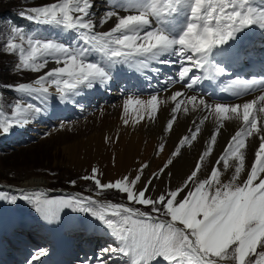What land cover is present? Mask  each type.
I'll return each mask as SVG.
<instances>
[{
	"label": "snow or ice",
	"instance_id": "6c2138e0",
	"mask_svg": "<svg viewBox=\"0 0 264 264\" xmlns=\"http://www.w3.org/2000/svg\"><path fill=\"white\" fill-rule=\"evenodd\" d=\"M115 7L106 10L99 24L94 20L91 9L92 0H58L48 5L25 9L19 15L31 22L58 28L63 32H75L76 38L71 44L61 42L54 37L31 34L26 37L27 49L9 42L8 51L20 50L18 68L40 72L49 63L56 67L48 69L30 83L5 85L23 94H37L44 104L57 95L61 102L80 96L84 89H93L96 85L106 87L113 71L120 65H138L147 69L156 61L160 64L180 63L177 83H183L186 89L194 90L202 80H215L227 72V67L242 62L241 48L236 42L238 34L252 26L264 31V0H112ZM187 10L186 21L179 35H173L180 24L178 15ZM135 10L136 14L120 15V11ZM151 17V19H150ZM112 18L114 26L106 32L94 31L103 27ZM11 34L25 39L23 30L13 26ZM190 53V54H189ZM97 55L96 60L89 57ZM164 57V59H161ZM176 57V59H171ZM62 65V66H61ZM264 69V64H261ZM194 69L204 70V75H196ZM152 71L158 72L159 68ZM264 80V77H262ZM173 80L165 81V84ZM255 81H242L239 78L230 82L222 91L231 92L237 99L242 94L256 91ZM47 85V86H46ZM54 87V92L50 88ZM178 97H186L177 99ZM170 99L175 102L172 116L166 125V131L173 128L176 113L184 105H192L193 112L198 109L210 112L219 127L205 142V149L198 156L190 174L175 189L167 186L159 195L153 197L154 181L161 180L165 170L173 164L169 159L157 173L145 177L148 164H143L134 177L125 176L122 180L101 183L98 170L93 168L91 175L81 177L92 180L99 191L116 190L126 194L129 203L151 207V213L139 208L121 204H101L90 196H75L48 199L27 195L22 199L34 203L35 211L50 224L60 221V213L68 209L75 213L90 214L109 231L116 241L115 245L101 249L96 257L97 264H110L114 256L125 258L128 264H156L162 258L166 264H220L222 261L235 260L236 264H261L264 262V93L243 104L206 100L193 94L176 91ZM133 103L129 96L125 101V112ZM158 95L152 94L145 102L135 100L139 119L155 120L158 112ZM44 109L34 104L26 107L17 102L16 124H25L34 115ZM200 120L194 129H190V139L185 136L180 145L197 140L200 133ZM242 121L243 127L229 138L224 150L216 157L206 178L200 179L208 158L213 153L217 135L226 120ZM128 123L127 120L124 121ZM3 131L9 134L12 124L0 121ZM256 135L259 146L254 151V161L246 169V151L251 148L247 143ZM164 145L158 147V153ZM179 146L173 155H178ZM233 161L230 163L229 161ZM231 169L230 177L221 179ZM246 172V179L242 173ZM171 176V173H167ZM258 181V183H257ZM72 185L75 180H70ZM143 184L138 191L136 186ZM188 190L183 199L181 193ZM16 203V198L11 200ZM160 216L168 217L161 220ZM182 225V227H180ZM48 254L40 249L31 256L29 264H38ZM258 256L259 260H252ZM90 264V262H89Z\"/></svg>",
	"mask_w": 264,
	"mask_h": 264
},
{
	"label": "rangeland",
	"instance_id": "374dc122",
	"mask_svg": "<svg viewBox=\"0 0 264 264\" xmlns=\"http://www.w3.org/2000/svg\"><path fill=\"white\" fill-rule=\"evenodd\" d=\"M54 2H58V0H0V121L3 120L5 124L13 123L16 120L15 108L18 101L22 106L25 103L41 100L37 94L29 96L7 88L5 85L32 84L36 78L43 75L48 69L57 66L54 63H49L40 72H32L17 67L20 62V50L17 49L10 53L7 49L9 42L19 44L27 49L26 37L33 33L58 39L56 34L45 32V28L49 26L24 19L19 13L28 8L40 7ZM106 2L109 5L112 4L110 0H106ZM93 3V5H97L96 0ZM11 11L16 13L18 19L22 18L26 23L24 24L15 19ZM120 12L136 14L135 10L129 12L121 10ZM99 20H95L97 24H99ZM111 23L112 21L108 22V24ZM13 26L23 30L25 39L22 40L19 36L11 34ZM104 29L105 25L95 28L94 31L105 32ZM129 96L132 97L133 95L125 93L122 96L115 97L108 104H96L92 106V109L90 107L84 108L79 114L68 117L67 123L61 126L52 124L57 129L52 126L46 130L47 134L45 133L36 138L31 137L25 141L19 138L11 145L8 143L14 140L17 132L10 138L7 134H0V186H19L25 180L36 177L45 182L44 188L47 190H61L63 188L78 190L97 195L100 199L113 204L139 208L141 211L155 216V213H151L150 206L145 207L135 202L129 203L126 194H121L116 190L98 192L92 180L81 179L83 176L91 175L93 166L101 169L102 164L93 162L94 156H101V150L106 144L109 145L112 137H121L120 131H118L121 122L124 125H126L125 120L128 123L131 122L132 115L138 105L133 101L128 106L127 112H125V101ZM88 108L90 110H87ZM61 118L62 116H58L59 120ZM15 128L12 127L11 130ZM2 131L3 129L0 127V133ZM121 139L123 138L121 137ZM154 155H157L156 151ZM103 177L104 172H98L97 178L101 180V183H107V180ZM70 180H75L76 184L72 185L69 183ZM35 188H24L17 192L7 191L6 193H2V190H0V198L2 197L4 202L8 204L6 214L14 221L9 232L1 233L0 245L2 248L0 247V249H3L1 254L7 258L9 255L12 256L11 258H18L23 261L22 264H28L31 256L37 254L40 249H47L48 254L42 257L38 264H50L51 258L56 253V243L58 244L54 238L53 224L45 221L41 214L35 211L34 203H29L28 200L21 197L27 195L33 200L37 197L57 199L63 197L64 194L54 193V191V194L48 191L46 194L42 190L43 188L40 189L38 186ZM67 194L71 196V193ZM13 198H16V203H11ZM98 202L101 204L108 203ZM72 213L74 221L65 227L61 236L64 252L67 253H64L66 255L65 261H67V264H81L87 261V263L94 262V264H97L96 257L101 254V249L115 245L116 241L109 234V231L90 214ZM160 219L167 220L168 217L160 216ZM57 224L59 225V222ZM180 227L182 226L180 225ZM65 249H67V252ZM259 251H264V249L258 248L257 252ZM251 259L259 260V257L253 256ZM3 260H6V258H3ZM44 260H46L45 263L42 262ZM12 263L17 264L16 262ZM126 263L128 264L127 260L121 256H114L110 262V264ZM220 264H236V262L235 260H227L222 261Z\"/></svg>",
	"mask_w": 264,
	"mask_h": 264
},
{
	"label": "bare ground",
	"instance_id": "6f19581e",
	"mask_svg": "<svg viewBox=\"0 0 264 264\" xmlns=\"http://www.w3.org/2000/svg\"><path fill=\"white\" fill-rule=\"evenodd\" d=\"M110 1L112 3L111 5H109L106 0H96L97 5H93L91 9L93 18L95 20L100 19L105 14L106 10H111L115 7V4L112 2V0ZM93 2L94 0H92V3ZM127 14L132 13L120 12V15ZM179 15H183L179 18L181 21L180 25L177 26L175 31L172 33L176 36L179 35L183 28V23L186 21L187 10H181ZM110 21H112L111 24H105V32L114 26L115 18H112ZM245 30L249 32L250 39L246 41L248 48L244 51H241L243 57L242 62L236 65L228 66L226 74L217 77L213 81L202 80L195 86L194 90H189L186 89L183 83L175 82L178 79V72L181 67L180 63L169 65L160 64L156 61H153L147 69L138 65H120L113 71V78L107 82L106 87H101L98 84L93 89H84L80 96L72 97L68 102H61L57 95L55 100H50L48 104H44L41 100H36L33 103H25L22 105L21 107L23 108L28 104H34L36 106L42 107L44 110L39 115L32 116L30 121L25 124L17 125L16 120L18 117L16 115V120L13 123H8L12 124L13 127L16 128L14 130H10L11 132L7 134V136L9 138L13 137L16 132L17 135L14 140L8 144L12 145V143L19 138L25 141L31 137L36 138L42 136L47 132V129L54 125L61 126L62 124L67 123L66 120L68 117L79 114L84 108L90 107V109H92V106L96 104H108L110 101L115 99V97L122 96L125 93H131L133 96H136H132L133 101L140 99L145 102L151 98L152 94H157L158 101H160V103H158V112L156 114L155 120L153 121L148 118L147 111L144 113V119H139L137 112V109L139 108L138 106L132 115L133 118H131L130 123H127L126 125H124L122 122L120 123L118 131H120V136L124 140L121 139V137H112L110 139L109 145L106 144L101 150V159L97 155H95L93 158V162L95 164H102L101 169H97V167L93 166L91 168V172L93 168L97 169L98 172L103 171V179L107 180V182H115L117 180H122L125 176L130 178L134 177L141 165L148 164L149 167L145 169V177H147L151 176L153 173L159 172L163 165L169 159H172L173 164L165 170L164 177L161 180L154 181L156 188L150 192V195L155 197L159 195L161 191H164L166 182L169 188L175 189L180 186L182 181L190 174L198 156L205 149V142L209 140L211 134L216 130L217 127H219V124L217 123L216 118L210 112L201 111L199 109L193 112L191 110L192 105H187L189 110L187 113H185L183 110L184 105H182L181 109L176 113L177 119L173 123L172 130L166 131V125L171 118L172 110L175 107V102H173L170 97L176 91L185 92L187 96L199 94V96L204 98L206 102L214 105L216 102H220L218 99L222 97L221 95L217 94L219 89L226 87L233 80L239 78L242 81H244V79L246 81H254V74L252 72L248 71L247 73L242 74L241 76L243 78L238 72L240 67L244 66L249 58L250 60H253L254 58L264 59V31L257 28L256 26H252ZM45 32H52L56 34L61 42L67 44H71L76 38L75 32H63L60 29L53 28L51 26L46 27ZM239 39L240 34H238L236 42L233 43L239 44ZM89 58L96 60L97 55L93 54ZM161 59H164V57H161ZM171 59H176V57H172ZM153 68H159V71L154 72L152 71ZM194 72L196 75H204V70L202 69H194ZM169 78L173 80V83L165 84V81L169 80ZM32 84L34 85V82ZM50 92H54V87L50 88ZM213 94H215L214 98L216 99H213ZM225 96L233 97L230 91ZM258 96L259 94H253L251 96L227 103L243 104L244 102L256 99ZM181 98L186 100V97H178L177 99L179 100ZM90 109L88 108L87 110ZM58 116H62V118L59 120ZM205 116H208V119L205 120L203 124H199L200 133L197 135V140L192 141L191 143L180 145L179 141L182 137L187 136L190 139L191 132L189 130L194 129L196 126L193 124V121H196L198 124V122L204 119ZM258 119L264 120V114H260ZM241 127H243L242 121L235 119L226 120L223 122V127L220 128L219 134L217 135V142L213 148V153L208 158L206 167L200 174V179H204L208 176L211 165L215 161L216 157L224 150L229 138L234 135L236 131L240 130ZM20 128L23 132L21 130L18 131ZM53 128L56 127L54 126ZM247 143H250L251 148L245 153L246 169L250 168L252 162L254 161V151L259 146V140L256 135H253V137L249 138ZM161 144L164 145V149L158 153V147ZM178 146L180 148L179 154L173 155ZM155 151L157 155H154ZM229 162L232 163L233 161L230 160ZM231 171L232 170L229 169L228 173L222 175L221 179L224 180L226 177H230ZM167 173H171V176H168ZM241 175L243 179H246V172L242 173ZM44 184L45 182L42 179L33 177L25 180L19 186L13 185L9 187L6 185H1L0 190H2V193H6L7 191L17 192L23 190L24 188L36 189L35 187L38 186L40 189L43 188L42 190L47 194L48 190L44 188ZM142 187L143 184H138L136 186V190L138 191ZM187 191L188 190L186 189L185 192L187 193ZM51 193L54 194L55 192ZM56 193L64 194L63 197L70 195L65 192L61 193L59 191ZM186 193L184 195L181 193L178 199H183ZM7 207L8 204H6L1 197L0 235L3 232H9L12 224L14 223L13 219L6 214ZM73 221L74 215L72 211L65 209L60 213L59 225L57 223L53 224L54 238L58 242L59 247L58 252L54 255L55 257L53 256L51 258L52 261L50 264H67V261H65V254L67 253L64 252V244L61 242V236L65 227L68 226V224L70 225V223ZM2 251L3 249H0V264H13L12 262L20 264V260L18 258H7L5 255L1 254ZM3 258H6V260H3ZM42 262L45 263L46 260ZM87 262H83L81 264H89ZM90 264H94V262H90ZM156 264H166V262L160 258Z\"/></svg>",
	"mask_w": 264,
	"mask_h": 264
},
{
	"label": "water",
	"instance_id": "95a60500",
	"mask_svg": "<svg viewBox=\"0 0 264 264\" xmlns=\"http://www.w3.org/2000/svg\"><path fill=\"white\" fill-rule=\"evenodd\" d=\"M10 186H12V185H10ZM49 192H65V193H73L74 195H77V194H81V195H83V196H90V197H92L93 199H96V200H99V201H102V202H108V201H105V200H101L98 196H96V195H92V194H88V193H80V192H78V191H68V190H64V189H61V190H57V189H54V190H48ZM109 203V202H108ZM117 204V203H116ZM122 205V204H121Z\"/></svg>",
	"mask_w": 264,
	"mask_h": 264
},
{
	"label": "trees",
	"instance_id": "16d2710c",
	"mask_svg": "<svg viewBox=\"0 0 264 264\" xmlns=\"http://www.w3.org/2000/svg\"><path fill=\"white\" fill-rule=\"evenodd\" d=\"M11 14L13 15V17H14L15 19H18L17 15H16V13H15L14 11H11ZM18 20H20V21L23 22L24 24L26 23V21H25L24 19H22V18H19ZM20 24H21V23H20Z\"/></svg>",
	"mask_w": 264,
	"mask_h": 264
}]
</instances>
